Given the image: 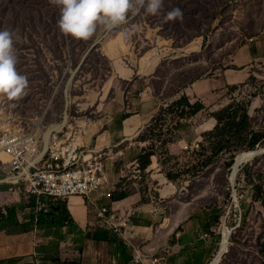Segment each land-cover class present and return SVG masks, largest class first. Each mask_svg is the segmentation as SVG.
Returning <instances> with one entry per match:
<instances>
[{"label": "rangeland", "instance_id": "374dc122", "mask_svg": "<svg viewBox=\"0 0 264 264\" xmlns=\"http://www.w3.org/2000/svg\"><path fill=\"white\" fill-rule=\"evenodd\" d=\"M110 39L131 57L159 52L148 81L156 95L178 99L193 83H216L200 97L186 95L204 105L199 123L209 120L197 150L161 146L178 140L181 119L171 114L137 136L142 201L164 210L148 221L170 213L202 221L215 254L225 226L230 235L218 264H264V152L231 180L235 155L249 149L212 154L204 137L216 124L213 114L227 106L245 108L248 129L264 131V0H0V126L42 134L64 120L93 117L95 100L109 90ZM260 142L250 150L264 149ZM61 202L49 200L47 211L36 213L26 198L23 208L61 224ZM23 210L16 212L21 220Z\"/></svg>", "mask_w": 264, "mask_h": 264}, {"label": "crops", "instance_id": "0c3cea01", "mask_svg": "<svg viewBox=\"0 0 264 264\" xmlns=\"http://www.w3.org/2000/svg\"><path fill=\"white\" fill-rule=\"evenodd\" d=\"M104 53L112 72L109 90L95 100L93 117L81 116L66 123L79 131V138L87 148L109 147L116 151L129 141H136L161 108L177 98L156 95L148 86L160 58L156 49L131 57L126 45L110 39ZM214 84L193 83L182 93L200 97L212 91ZM198 119L195 115L179 120L178 140L167 144L169 151L199 138L209 120L200 124ZM140 151L138 147L130 148L107 166L108 182L115 187L110 200L71 196L61 202V224L48 222V215L40 216L39 220L29 215L30 210L24 212L26 198L8 191L5 184L0 185V264H32L34 255L51 264H134L131 258L135 248L148 258L163 256L164 260L158 264H209L217 243L203 228L202 221L197 223L188 216L172 213L160 216L158 221H148L164 210L157 207L154 214L153 208L142 201L137 168ZM4 176L0 171V179ZM150 177L153 179L155 172ZM102 203L123 214L135 212L126 239L107 234L99 225L95 205ZM20 209H24L23 220L16 214Z\"/></svg>", "mask_w": 264, "mask_h": 264}, {"label": "built area", "instance_id": "2783aa9c", "mask_svg": "<svg viewBox=\"0 0 264 264\" xmlns=\"http://www.w3.org/2000/svg\"><path fill=\"white\" fill-rule=\"evenodd\" d=\"M46 132H49L47 138ZM134 147L142 149L143 144L132 141L116 151L109 147L87 148L79 138V131L66 122L59 130L52 127L42 134L22 124L1 125L0 171L5 176L0 179V185L5 184L8 191L31 199L36 213L46 212L49 200H66L71 196L86 199L98 196V199L110 200L115 187L108 182L106 168ZM182 148L197 150L199 141L185 143ZM157 212L153 207L152 213ZM134 214L133 211L129 214L117 212L106 203L95 205L99 225L123 240ZM216 254L211 253V259ZM131 260L134 264H158L164 257L148 258L135 248ZM32 264L51 263L34 255Z\"/></svg>", "mask_w": 264, "mask_h": 264}, {"label": "trees", "instance_id": "16d2710c", "mask_svg": "<svg viewBox=\"0 0 264 264\" xmlns=\"http://www.w3.org/2000/svg\"><path fill=\"white\" fill-rule=\"evenodd\" d=\"M231 85V88H234ZM203 103L195 99L190 101L186 95L172 102L165 108H161L159 113L152 119L151 123L144 129L152 131L164 114H171L173 118L187 119L195 116L203 110ZM216 124L210 132L204 134L205 139H209L211 145V153L217 154L222 151L233 153L240 150V146L246 149H253L256 144H262L260 141L264 138V131H254L248 129V115L245 108L227 106L213 114ZM170 140H163L161 146L164 148ZM211 154V155H212ZM150 154H146V160L140 165L145 168L149 163ZM233 157V156H231ZM105 231V230H104ZM108 234V231H105Z\"/></svg>", "mask_w": 264, "mask_h": 264}, {"label": "bare ground", "instance_id": "6f19581e", "mask_svg": "<svg viewBox=\"0 0 264 264\" xmlns=\"http://www.w3.org/2000/svg\"><path fill=\"white\" fill-rule=\"evenodd\" d=\"M64 123H65V120L63 122H61L60 124L55 125L53 128L56 130H59ZM48 135H49V132H46L45 138H47ZM257 150H260V149H257ZM255 153H256L255 150H253V151L248 150V151L240 152L237 155H235L234 161H233L232 166H231V176H230L231 180H233V178L235 177L236 173L238 172L240 165L243 162L248 161L251 158H253L255 156ZM229 235H230L229 229L224 226L223 232H222V240H221L220 248H219L217 254L215 255V257L211 260V262L209 264H218L219 263L221 257L226 252L228 240H229Z\"/></svg>", "mask_w": 264, "mask_h": 264}, {"label": "water", "instance_id": "95a60500", "mask_svg": "<svg viewBox=\"0 0 264 264\" xmlns=\"http://www.w3.org/2000/svg\"><path fill=\"white\" fill-rule=\"evenodd\" d=\"M256 153H255V156L258 155V154H261L264 152V149H260V150H255Z\"/></svg>", "mask_w": 264, "mask_h": 264}]
</instances>
